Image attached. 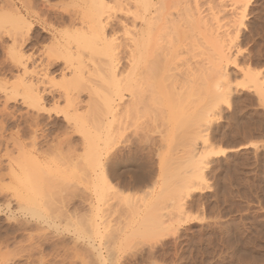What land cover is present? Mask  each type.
I'll return each mask as SVG.
<instances>
[{"label":"rangeland","instance_id":"374dc122","mask_svg":"<svg viewBox=\"0 0 264 264\" xmlns=\"http://www.w3.org/2000/svg\"><path fill=\"white\" fill-rule=\"evenodd\" d=\"M155 1L152 26L169 15L180 36L154 70L169 77L161 103L134 110L107 80L128 83L142 1L0 0V264H264V0ZM15 13L30 29L7 22ZM218 69L223 94L201 99L192 89L208 78L214 94ZM124 150L147 188L103 180L99 152Z\"/></svg>","mask_w":264,"mask_h":264},{"label":"bare ground","instance_id":"6f19581e","mask_svg":"<svg viewBox=\"0 0 264 264\" xmlns=\"http://www.w3.org/2000/svg\"><path fill=\"white\" fill-rule=\"evenodd\" d=\"M141 1H142V4L144 5L145 8L143 11H140L138 13L137 17L143 21L142 25L143 24L144 25L142 27L138 28V30H135V33H136L135 37L131 41L132 42L130 45L131 49L129 52L130 53V60H131V67H130V71H129L130 75H129L128 83H126L124 85V87H120L121 82L119 80H117L115 77L107 80L109 85L111 84V85L115 86L116 90H115L114 94L116 95V97L122 98V96H121V89L122 88L127 89L131 92L132 97L130 99L131 100L130 102L136 107L134 110H136L139 107L138 105H141V103L146 104V106H149L150 104L157 105V104L161 103L162 98L164 97V90H163V89H165L164 81L169 79V77L166 76L165 74H163L164 78H161L160 76L157 75V73L154 70H155V68H158L162 64L165 63L166 60L163 58V56H165L169 53V50L165 47L166 35H169L171 30H174L176 32V34L178 36H180L178 33V30H176L177 24L174 21V18L170 17L169 15L165 16L162 19L161 25L152 26V24H151L152 16L149 13V11L151 10V7L155 6L158 2L155 0H140V2ZM140 2H138V4H141ZM6 18H8L7 22L8 21L13 22L12 25H14L15 29L22 30L24 28L30 29V27H31L30 23L24 17L19 16L17 13H15L14 15H10L9 17L6 16ZM197 19L198 18H193L194 21H196ZM13 32L11 33V37L13 36L12 38L14 39L13 40V42H14L13 54H14V57H18V60H19V58H21L20 48L23 46L24 41H22V39L19 38V36H18L19 33L17 31H13ZM80 32L83 34V38L86 39L84 44H87L89 42V41L87 42V38H88V40L90 38L95 39V40H96V38L98 40L101 39L99 35H96L95 31L88 33V32H84L82 30ZM90 49L93 51H97V49L95 48V46L93 44L90 45ZM178 53H179V51H177L175 56H177ZM18 63H19V61H18ZM110 69L113 71V73H115V65H112L110 67ZM168 70H170V69H168ZM168 70H166V71H168ZM218 71H219L218 80L214 81V83L216 84L215 87H216V89H218V91L215 89L214 94H213V91H212L213 81L212 80L209 81L208 78H206V77H205L206 79H203V80H205L204 84L202 82V84H200L199 87L192 89V91H194V92L196 91L195 93H197V95L199 97H201V99H202V95H204V94L209 95L211 93H212V95H214V97H217V96L220 97L223 94V91L220 90L222 82L221 81L219 82V80L221 78H228V77H227V74L220 71V69H218ZM75 73H76V71H75ZM247 73L250 76V78H252V81L254 80L255 82H258V84H259V80H258L259 78H258L257 74L252 73L250 70H248ZM122 81H124V80H122ZM72 83H73V81H72ZM29 87L32 89V87H34V86L32 84H30ZM176 87L179 88L178 85ZM178 88H176V89L178 90ZM144 90L149 91L151 93V95L143 96L144 92H146ZM73 94H75V93H73ZM73 94H72V96H70V99L75 100V98H78L76 95L73 96ZM69 95L70 94H68V96ZM113 101H114V98L113 99H111L110 97L106 98L104 105H105L107 112H110L113 110V108H114L113 107L114 106ZM85 136H87V135L85 134ZM69 142H71V141H69ZM239 148H237V149H239ZM124 151H125L124 153H123V151L122 152L121 151L115 152V153L112 152L111 154H109L107 156H104V154H105L104 152H102V151L99 152V154L97 155L98 161L96 163L101 168L100 170L102 173L103 180L108 185H114V188H117L118 191H122V192H125L127 190H132L134 187L142 186V185H144L143 188H147V186H148L147 181L149 178L147 179V177L145 175H141L139 170L133 169L134 172L136 171V174L133 173L132 175H130V174L128 175L129 171H131V168H134V165H133V167H129L127 162L130 161V157L129 156L127 157L126 156L127 152H126V150H124ZM219 151L225 152V151H227V148H220ZM200 152L201 151H198L197 149L193 150L192 157H194L193 158L194 160L198 159L197 156H200V154H199ZM133 156H131V157H133ZM192 157H190V158H192ZM194 160H192V161H194ZM195 163L197 164V162H195ZM196 164H194V162H193L194 166H196ZM135 166L138 169V166L137 165H135ZM164 169H167V167L165 166ZM25 172H28V171H25ZM197 173H199L198 174L199 178H202L204 176L202 171L200 172V169L197 170V172L195 170V174H197ZM167 180L165 181V179H164V182L166 183ZM169 182H171V181H169ZM165 183H163V184L165 185ZM151 185L154 186L153 183H151L149 186H151ZM165 187L167 188V186H165ZM111 188H113V187L111 186ZM166 188L163 187L164 190H166ZM164 190H163V192H164ZM169 190L172 191V189H169ZM168 191H166V192H168ZM154 209H155V206H154V203L152 202L149 204L148 210H147V212H146V214L142 220L141 225L143 226L144 237H145V235L147 237H148V235L152 237V235H153L152 233H154V235L156 233L155 232V226L157 225L158 220H157L155 214L153 213ZM93 217H94V222H95L94 227L96 228V232H98V234H99L102 232L101 221L99 220L100 215L95 214ZM95 241L92 240L89 244L92 247L91 250L93 249L94 251H96V253H97L96 255H98V256L100 255L101 257L102 256L104 257L103 242H95ZM91 254L93 255V251ZM104 259L106 260V258H104Z\"/></svg>","mask_w":264,"mask_h":264}]
</instances>
